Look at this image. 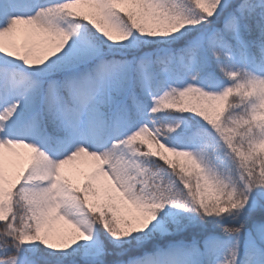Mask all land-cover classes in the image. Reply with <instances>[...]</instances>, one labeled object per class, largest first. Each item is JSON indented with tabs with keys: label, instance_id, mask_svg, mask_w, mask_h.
<instances>
[{
	"label": "snow or ice",
	"instance_id": "6c2138e0",
	"mask_svg": "<svg viewBox=\"0 0 264 264\" xmlns=\"http://www.w3.org/2000/svg\"><path fill=\"white\" fill-rule=\"evenodd\" d=\"M0 264H264V0H0Z\"/></svg>",
	"mask_w": 264,
	"mask_h": 264
},
{
	"label": "rangeland",
	"instance_id": "374dc122",
	"mask_svg": "<svg viewBox=\"0 0 264 264\" xmlns=\"http://www.w3.org/2000/svg\"><path fill=\"white\" fill-rule=\"evenodd\" d=\"M153 150H155V148H153ZM76 166H78V165H73V166H69V167L72 168V167H76ZM84 171L86 172L87 169H85ZM77 178H80V177H77Z\"/></svg>",
	"mask_w": 264,
	"mask_h": 264
}]
</instances>
